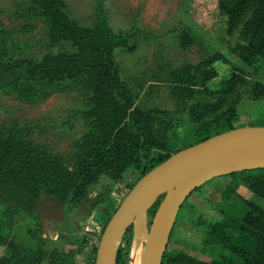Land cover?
I'll list each match as a JSON object with an SVG mask.
<instances>
[{"label":"rangeland","instance_id":"1","mask_svg":"<svg viewBox=\"0 0 264 264\" xmlns=\"http://www.w3.org/2000/svg\"><path fill=\"white\" fill-rule=\"evenodd\" d=\"M58 1L63 12L84 28H92L94 7L101 1L112 32L132 34L125 47L114 50L112 64L133 105L147 114L141 118L142 125L170 151L200 140L205 123L210 128L224 127L215 122L222 117L224 106L217 112L200 105L207 102L214 107L212 92L229 73L264 83L262 60L256 58L246 66L230 53L236 33L224 32L218 0ZM46 29V21L32 4L0 0L1 60L16 65L22 60L37 62L45 54L75 50L68 43H49ZM213 54L226 61L212 65L216 76L204 88L183 84L196 79L202 62ZM93 83L91 76L83 75L0 86V135L4 136L0 140V178L19 180L36 192L34 218L0 204V237L5 242L32 252L73 253L75 260L80 259L76 253H83L76 246L83 244L85 253L92 255V243L98 239L109 210L139 176L131 169L118 181L101 176L78 204L58 203L54 192L60 187V172L73 171L77 155L99 137L96 123L79 116L93 104ZM236 109L235 125L264 121V101L241 98ZM262 179L257 171L221 176L193 191L177 212L166 252L197 263L218 264L220 247L204 245L206 233L212 225L223 223L234 239V218L242 215L245 207L264 210V198L259 195ZM144 224L146 234V217ZM143 242L144 238L141 251ZM129 257L130 251L126 264ZM2 258L12 255L0 246ZM40 261L27 264H43Z\"/></svg>","mask_w":264,"mask_h":264},{"label":"trees","instance_id":"2","mask_svg":"<svg viewBox=\"0 0 264 264\" xmlns=\"http://www.w3.org/2000/svg\"><path fill=\"white\" fill-rule=\"evenodd\" d=\"M25 1L32 4L38 15L46 21L45 35L49 43H68L75 50L45 54L37 62L22 60L16 65L0 58V86L16 82H53L60 77L77 78L83 75L91 76L94 82L91 92L93 104L88 110L79 113V116L83 120H92L96 123L99 137L77 155L73 171L60 172V187L54 192L60 205L71 206L81 202L101 176L118 181L127 169L136 170L139 176L128 187L125 196L142 175L163 162L170 154L216 134L234 128L248 127L234 124L237 117L236 107L241 98L252 102L264 101V83L252 81L236 72L229 73L221 80L218 89L212 92L214 107L207 102L200 105L201 109L212 111L215 108L217 112L224 106L222 117L215 121L223 123L224 127L210 128V124L205 123L202 127L204 135L200 140L176 151H170L162 142L154 139L142 125L141 118L147 117V114L133 105L128 88L118 78L112 64V56L115 49L126 46L132 34L112 32L101 1L94 7L95 22L92 28L81 27L72 21L63 12L58 0ZM217 11L222 19L224 32L236 33L230 53L246 66H250L256 58L262 60L264 74V0H218ZM216 62L226 61L219 54L211 55L202 62L197 78L188 82L183 81V84L192 88H204L207 82L216 76L212 67ZM249 126H264V121ZM2 138L4 136L0 135V140ZM255 171L262 174L259 195L264 198V169L238 172L228 177ZM162 197L163 195L147 211L148 225ZM35 198V190L26 184L19 180L0 178V204L14 207L34 218ZM119 203L109 210V217L104 220L100 234ZM130 232L131 227L126 230L120 241L123 245L122 247L119 245L116 250L115 264L127 263L133 237ZM234 234L236 237L231 239L225 225L216 223L206 233L203 244L220 247L218 264H264V210L253 206L245 207L242 215L234 218ZM0 246L5 247L12 255V258L0 259V264H27L37 259L43 264H74L73 253L72 255L56 251L46 253L37 250L32 252L5 242L1 237ZM95 250L96 248L91 250L93 261ZM160 264L203 263L190 261L177 253H168L165 250Z\"/></svg>","mask_w":264,"mask_h":264},{"label":"water","instance_id":"3","mask_svg":"<svg viewBox=\"0 0 264 264\" xmlns=\"http://www.w3.org/2000/svg\"><path fill=\"white\" fill-rule=\"evenodd\" d=\"M264 169V126L234 128L174 154L142 175L104 225L93 264H115L118 243L163 195L147 228L139 264H160L177 212L207 181Z\"/></svg>","mask_w":264,"mask_h":264},{"label":"bare ground","instance_id":"4","mask_svg":"<svg viewBox=\"0 0 264 264\" xmlns=\"http://www.w3.org/2000/svg\"><path fill=\"white\" fill-rule=\"evenodd\" d=\"M144 237H145V224H144V220L141 219L137 225V230L134 232L132 238L129 264L140 263L141 243Z\"/></svg>","mask_w":264,"mask_h":264},{"label":"crops","instance_id":"5","mask_svg":"<svg viewBox=\"0 0 264 264\" xmlns=\"http://www.w3.org/2000/svg\"><path fill=\"white\" fill-rule=\"evenodd\" d=\"M97 241V240H96ZM85 246L83 244H79L76 246V249L80 252L83 251V253H76V255L80 256V259H74V264H93L92 255L90 252L85 253ZM80 254V255H79Z\"/></svg>","mask_w":264,"mask_h":264},{"label":"built area","instance_id":"6","mask_svg":"<svg viewBox=\"0 0 264 264\" xmlns=\"http://www.w3.org/2000/svg\"><path fill=\"white\" fill-rule=\"evenodd\" d=\"M88 246L91 247V244H88ZM96 246H97V241H94L92 243V248H96Z\"/></svg>","mask_w":264,"mask_h":264}]
</instances>
